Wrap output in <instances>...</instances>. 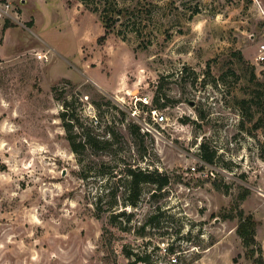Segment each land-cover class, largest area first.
<instances>
[{
    "label": "rangeland",
    "instance_id": "obj_1",
    "mask_svg": "<svg viewBox=\"0 0 264 264\" xmlns=\"http://www.w3.org/2000/svg\"><path fill=\"white\" fill-rule=\"evenodd\" d=\"M85 2L0 0V264H254L239 209L264 258V0Z\"/></svg>",
    "mask_w": 264,
    "mask_h": 264
},
{
    "label": "trees",
    "instance_id": "obj_2",
    "mask_svg": "<svg viewBox=\"0 0 264 264\" xmlns=\"http://www.w3.org/2000/svg\"><path fill=\"white\" fill-rule=\"evenodd\" d=\"M83 3H86V0H80ZM100 1H108V0H100ZM129 12V11H128ZM126 8L118 9V15H124L128 13ZM106 27H109L115 21V17H107L104 19ZM164 105V104H161ZM156 106V105H155ZM138 129V127H136ZM143 135H147L141 132ZM86 142L90 145H93L98 140L86 134ZM201 157L211 162L214 157V151H209L205 142H202L199 146ZM127 175L129 177V188L131 193L130 204L135 205V200L137 198L139 192V186L141 183H152L157 188H161L162 186L168 183L169 177L163 173L159 172L156 169H140V168H129L127 170ZM238 222L235 228V232L241 240V244L245 249V254L250 257H253L255 253L256 257H253L254 264H264V258L261 254V247L259 242L255 238L256 232V221L251 214H244L242 210H238Z\"/></svg>",
    "mask_w": 264,
    "mask_h": 264
},
{
    "label": "built area",
    "instance_id": "obj_3",
    "mask_svg": "<svg viewBox=\"0 0 264 264\" xmlns=\"http://www.w3.org/2000/svg\"><path fill=\"white\" fill-rule=\"evenodd\" d=\"M37 59L47 61L49 56L45 52H39L35 54ZM255 62L259 71H264V42L258 44L257 54L255 56ZM135 101L134 107L131 111L132 118L138 123L141 132L147 135H153L157 131V127L163 129L162 124H167L168 117L165 113V108H158L150 100L146 94L138 97ZM198 163L201 165L202 170L198 169ZM213 168L210 164L204 162L201 159L194 162L189 166V172L194 174L198 173L201 177H207L212 174L210 169Z\"/></svg>",
    "mask_w": 264,
    "mask_h": 264
},
{
    "label": "water",
    "instance_id": "obj_4",
    "mask_svg": "<svg viewBox=\"0 0 264 264\" xmlns=\"http://www.w3.org/2000/svg\"><path fill=\"white\" fill-rule=\"evenodd\" d=\"M190 104L192 105V102H190Z\"/></svg>",
    "mask_w": 264,
    "mask_h": 264
}]
</instances>
